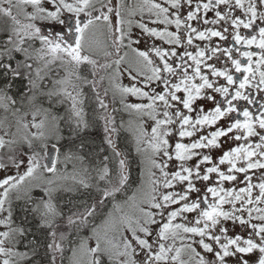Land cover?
I'll return each mask as SVG.
<instances>
[{
  "label": "snow or ice",
  "instance_id": "6c2138e0",
  "mask_svg": "<svg viewBox=\"0 0 264 264\" xmlns=\"http://www.w3.org/2000/svg\"><path fill=\"white\" fill-rule=\"evenodd\" d=\"M44 22L60 30L46 34ZM133 27L167 47L141 50ZM0 36L6 76L34 73L29 84L36 88L53 66L63 70L48 95L71 101L76 129L88 127L84 88L90 90L112 151L85 167L83 156L71 149L61 156L53 143L57 155L49 159L56 118L39 107H14L0 89V107H11L15 118V131L0 121V169H16L0 179V264H21L26 255L15 250L24 229L13 226V204L21 200L34 204L26 210L50 230L51 264L64 252L65 219L77 231L91 224V235L71 249L72 264H104L105 257L109 264H228L229 257L249 264L244 257L254 252L264 264V0H0ZM82 65L90 66V79ZM124 73L129 85L119 82ZM110 93L134 121L116 126ZM121 129L147 164L131 195L128 159L113 140ZM229 141L235 146L225 150ZM213 149L222 154L214 157ZM35 188L43 192L38 202ZM62 193L70 194L67 214L55 203ZM228 222L249 229L247 237L230 235Z\"/></svg>",
  "mask_w": 264,
  "mask_h": 264
},
{
  "label": "trees",
  "instance_id": "16d2710c",
  "mask_svg": "<svg viewBox=\"0 0 264 264\" xmlns=\"http://www.w3.org/2000/svg\"><path fill=\"white\" fill-rule=\"evenodd\" d=\"M2 36H0L1 38ZM3 40V39H1ZM26 75V77H25ZM21 75L20 77L13 78L10 74L7 77L3 70H0V80L4 85V89L7 92H11L13 97L16 99L15 106H21V108L30 104H26V96L31 95L33 100H36L47 107H49L51 112V107L53 106L54 112L56 111L55 104L51 103L52 99L59 98L58 110L60 115L58 116V123L61 131V138L57 141L58 147L60 149L64 148L62 143H64L67 150L76 151L78 154L84 157V162L90 167L95 165H90L92 163H100L103 161L105 155L111 157L112 151L105 143V133H104V121L100 118L103 115L102 110H100L95 101L90 90L85 87L84 93L87 97L84 104V117L86 122H88V127L82 129H76V126L73 125V119L70 115L68 108V102L64 103L63 97L57 95H51L47 97H42L40 95L34 94L36 88H32L29 84V79L33 78V74L30 77L27 73ZM52 75V74H51ZM81 75L90 76V66L83 65L81 67ZM50 79V77H49ZM43 83V84H42ZM10 84V85H9ZM41 84L45 89H48L50 83H46L42 80ZM107 100L110 102L109 112L115 117L116 126L119 128L121 122L123 121L126 124L127 112L123 110L122 106L119 103V99H116L112 103V96H108ZM120 106V107H119ZM114 143L118 150L127 156L129 163V172H130V183H129V192H131L132 187L136 186L139 183L141 178L140 171V160L141 155L137 153L134 141L131 134L121 129L118 136L113 137ZM76 141L75 147H68V144ZM83 144V148L81 145ZM110 166L115 167V162L110 161ZM64 197L60 195L57 196L55 203L58 207L67 214V200L69 198L68 193L63 194ZM125 194H118V199H122ZM23 200L16 202V212L14 214L15 219L24 229V235L20 236V243L23 244L26 242L29 249V257L24 260L23 264H51L52 254L47 249V244L50 242V237L48 235L49 229L42 228L40 226L39 216L29 210L28 215H24L22 212L21 203ZM33 202H36V199H33ZM31 207L34 204L30 205ZM110 206V204H109ZM97 220H100L99 218ZM96 220V221H97ZM95 221V222H96ZM62 224L61 230L65 233L67 239L64 242V252L63 255L56 253V264H71L70 262V250L74 246L75 242L82 235H87L89 233L88 227H82L78 231L75 228H69L66 225V219L60 222ZM104 264H109L107 257L104 258Z\"/></svg>",
  "mask_w": 264,
  "mask_h": 264
},
{
  "label": "rangeland",
  "instance_id": "374dc122",
  "mask_svg": "<svg viewBox=\"0 0 264 264\" xmlns=\"http://www.w3.org/2000/svg\"><path fill=\"white\" fill-rule=\"evenodd\" d=\"M29 10H30V9H29ZM38 23H40V22H38ZM41 26H42V28H43V31H44L46 34L49 33V32H52V29H51V28H47L46 26H43V25H41ZM52 33H53V32H52ZM36 47H39V43L36 44ZM137 47H138V45H137ZM101 62H103L102 58H101ZM82 66H83V65H82ZM34 67H35V64H34ZM121 71L123 72V68L121 69ZM51 74H52V75H51ZM63 75H64V72H63L62 69H58L57 66H53V70H52V72L49 73L47 76H45V78L43 79L44 82H46V83H48V84L50 83L49 88H48V89H45V88L43 87V85H42L43 83L41 84L42 81H39V80H38V81H37V87H36V90H34L35 92L33 93V95H34V94H37V95H40V96H42V97H47V96H49L48 93H49L50 91H53V90H54V84H53V81H54V80H57V79H60L61 77H63ZM33 76H34V73H33ZM49 77H50V79H49ZM33 78H34V77H33ZM119 82L122 83V84H124V85H129V84H130V81H129L128 76H127L126 73H124L122 76L119 77ZM104 86H105V87H108V81H107V80L104 81ZM110 95H111V93L109 94V96H110ZM10 97H11V96H10ZM29 97H31V95L26 96V98H25V101H27L26 104H28V98H29ZM62 99L64 100V103H65V102H68V108H69V111H70V115H71V117H72V119H73V125L76 126V124H75V117L73 116L72 111H71V101L68 100V99H66V98H62ZM117 99H119V98L117 97ZM129 101H130V102H139V101H137L136 98H134V97H130V98H129ZM51 103H52V104H55V106H56V111H55V112H54V108H53V106L51 107V112H50L49 107H47L46 105H44V104H42V103H40V102H38V101H36V100H33L32 103L28 104L27 106H25V107H23V108H21V106H14V107H16V108H21L22 111H28L29 113L31 112L33 106H35V107H39V108H41V109L47 110L48 113L50 114V116H53V117L56 118L55 121H54V126L57 127V128L59 129L58 137H57V139L52 140V141L49 143V145H50L51 143H56V142L59 141L60 138H61V131H60L59 123H58V116L60 115L59 110H58L59 98L56 97V99H52V100H51ZM119 107H120V106H119ZM102 112H103V111H102ZM126 112H127V111H126ZM103 114H104V113H103ZM83 118H84V120H85L84 113H83ZM5 119L7 120V122L13 124L12 131H15V126H14L15 118H14V116H13V114H12V109H11V107L9 108L8 111H5L4 107H0V121H4ZM27 119H28L29 121H31V115H30V114L27 116ZM38 119H39V117H38ZM130 120L134 121V120H135V117H134V115H130L129 112H127V116H126V124H127ZM85 121H86V120H85ZM150 125H151V121H148V122L146 123V125H145V127L148 129V131H150ZM33 131H35V129H33ZM2 134H3L2 131H0V135H2ZM49 145H48V146H49ZM62 145L64 146V148L60 149L61 156H62L63 153L69 151V150H67L68 148L65 147L64 143H62ZM76 145H77V144H76V141H74V142H72V143L70 142V143L68 144V147H70V146L75 147ZM173 145H174V144H173ZM24 149L27 151V146H26V145L24 146ZM79 155H80V154H79ZM142 159H143V158H142V156H141V160H140V161H141V162H140V164H141V169H140V171H139V173L141 174V178H140V180H139V183H138L136 186L132 187L131 192H129L127 195H131V194H132V191L135 190V189L137 188V186L141 184L142 179H146V176H147V164H146V163H142ZM95 164H96V165H95ZM100 164H101V163H100ZM83 165H84L85 167H90V166L87 165L84 161H83ZM90 165L99 166V165H98V162H97V163L94 162V163H92V164H90ZM78 166H79V165H78ZM60 167L63 168V167H64L63 164H61ZM68 169H69V171H71V169H72V165H71V164L68 165ZM173 170H175V165H171L170 168H169V171H173ZM20 171L23 172V171H24V167H21ZM6 175H16V169H15L14 167H8L7 169H0V179H3ZM36 189H38V190H36ZM33 190H35V192H36L35 195H39L40 197L43 196V192H42L39 188H35V189H33ZM63 194H66V193H62V194H60V196H61V197H64L65 195H63ZM110 206H111V205H110ZM110 206H109V207H110ZM190 219H191V217H190ZM95 223H96V224H99V223H100V220H97ZM239 226H240V225H239L238 223L235 224V225H233L231 222H228V223H227V227H228V229H229V234L232 235V234H233V231L236 230ZM90 235H91V226H90V228H89V233H88L87 235H82V236H80L79 239L77 240V242H75V244H74V246H73L72 248L76 247L81 239L87 238V237H89ZM88 242H89V244H91V245H94V244H95V241H94V240H89ZM72 248H71V249H72ZM198 250H199V249H198ZM16 251H18V250H16ZM18 252L23 253L22 251H18ZM258 256H259V253H258V252H254V253L248 254V255H247L246 257H244V258L247 259V260L249 261V264H257ZM208 258H209V259H212V257H211L210 255H209ZM135 259H137L138 261H139V260H142V259H143V256H137V257H135ZM227 259H228V264H237V257H229V258H227ZM70 262H71V264H72V251H71V250H70Z\"/></svg>",
  "mask_w": 264,
  "mask_h": 264
},
{
  "label": "flooded vegetation",
  "instance_id": "af4514ba",
  "mask_svg": "<svg viewBox=\"0 0 264 264\" xmlns=\"http://www.w3.org/2000/svg\"><path fill=\"white\" fill-rule=\"evenodd\" d=\"M113 2L115 3V0H113ZM237 14H239V13H237ZM211 15H212V14L210 13L209 16H211ZM113 19H115V18L113 17ZM135 19L139 20L140 17L137 16V17H135ZM145 22H147V16H145ZM193 23L195 24V22H193ZM42 25H43V26H46L47 28H51L53 33L56 32V31H59V30H60V25L57 24L56 22H44ZM150 26L156 27V25H150ZM159 27L162 28L163 25H160ZM200 27H203V25H200ZM172 30H175V29L173 28ZM241 31L244 32L245 30L242 29ZM132 36H133V38H137V39L140 40V44L138 45V47H139L141 50L149 49V48H151V47L153 46V44H155V45H157V46L167 47V45H163V42L160 41V40H158V39H154V38H151V37H148V36L142 35L140 29L135 28V27L132 28ZM1 39H4V37L2 36V37L0 38V40H1ZM37 43H39V42H37ZM135 46H137V45H135ZM16 59H17V60H22V59H23V56L20 55V54H16ZM12 63H13V66H15L16 61L14 60V61H12ZM25 74H26V73H25ZM25 74H24V75H25ZM8 76H9V75H7V77H8ZM25 77H26V75H25ZM9 85H10V84H9ZM3 86H4V85L2 84V81L0 80V89H4ZM4 90H5V89H4ZM5 91H6V90H5ZM6 92H7V91H6ZM7 94H8L9 96H11V97L16 101V99L13 97V95H12V93H11L10 91L7 92ZM177 139H178V137H173V138L170 140V143L174 144V143L176 142ZM133 141H134V140H133ZM185 142H188V141L185 140ZM230 144H231L232 146H235L234 144H232L231 141H229V142H227V143L224 145V149L227 150V148H228V146H229ZM134 146H135V149H136L135 142H134ZM24 150H25V149H24ZM25 151H26V150H25ZM211 154H212L214 157H216V156H218L219 154H222V153H220L219 150H217V149H213ZM140 162H141V161H140ZM139 165H140V169H141V164H139ZM9 167H11V166H9ZM254 182H255V180H254ZM225 186L227 187V186H231V185L226 184ZM36 190H38V189H36ZM35 193H36L35 190H32L31 195H32V198H33V199L35 198V199H36V202H38L40 196H39V195H35ZM16 202H17V201H14V204H13V220H14V225H13V226H14V227H15V226L22 227V226L19 224V222H18V221L15 219V217H14V214H15L16 209H17V207H16V206H17V205H16ZM21 205H22V212H21V213H23L24 215H28L29 210H26V207H27V208H31V206H30V205H27V206H26V205H25V202H22ZM190 217L192 218V215H191V214H189V218H190ZM22 228H23V227H22ZM5 230H6V229H5L3 226H0V231H5ZM249 231H250L249 229H245V228H242L241 226H239L236 230L233 231V234H240V235H243L244 237H247ZM19 238H20V236L17 237L15 250L22 251V252H23L22 254H26V255H25V258H24V260H25L27 257H29V249H28V245L26 244V242H24L23 244H21ZM24 260L21 262V264L24 263Z\"/></svg>",
  "mask_w": 264,
  "mask_h": 264
},
{
  "label": "water",
  "instance_id": "95a60500",
  "mask_svg": "<svg viewBox=\"0 0 264 264\" xmlns=\"http://www.w3.org/2000/svg\"><path fill=\"white\" fill-rule=\"evenodd\" d=\"M51 145L48 146V149H49L48 157H49V159L54 158L57 155V153L55 151L51 150Z\"/></svg>",
  "mask_w": 264,
  "mask_h": 264
}]
</instances>
